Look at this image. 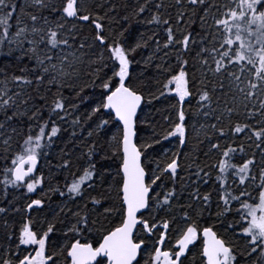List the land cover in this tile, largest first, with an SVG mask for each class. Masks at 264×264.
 Instances as JSON below:
<instances>
[{
	"label": "snow or ice",
	"instance_id": "snow-or-ice-1",
	"mask_svg": "<svg viewBox=\"0 0 264 264\" xmlns=\"http://www.w3.org/2000/svg\"><path fill=\"white\" fill-rule=\"evenodd\" d=\"M0 264H264V0H0Z\"/></svg>",
	"mask_w": 264,
	"mask_h": 264
}]
</instances>
